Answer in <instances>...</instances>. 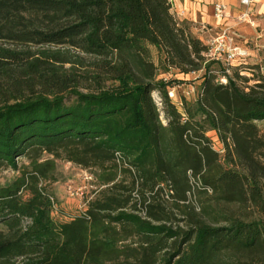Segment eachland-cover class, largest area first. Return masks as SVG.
I'll use <instances>...</instances> for the list:
<instances>
[{
  "label": "trees",
  "instance_id": "1",
  "mask_svg": "<svg viewBox=\"0 0 264 264\" xmlns=\"http://www.w3.org/2000/svg\"><path fill=\"white\" fill-rule=\"evenodd\" d=\"M192 29L171 0H0V41L56 48L0 47V170L18 173L0 264H264V78L213 69ZM147 44L201 73L196 99L170 98ZM58 161L92 178L76 215L57 209Z\"/></svg>",
  "mask_w": 264,
  "mask_h": 264
},
{
  "label": "rangeland",
  "instance_id": "2",
  "mask_svg": "<svg viewBox=\"0 0 264 264\" xmlns=\"http://www.w3.org/2000/svg\"><path fill=\"white\" fill-rule=\"evenodd\" d=\"M245 13H247V10L242 7L240 15L243 16ZM242 22L243 25L247 26V30L237 32L231 29V31H228L235 35V43L237 46L249 51L250 57L242 64H240V62L233 63L231 68L241 67L240 70H242L243 73L240 76L250 80L248 84L244 85L252 86L256 84L257 80L264 78V10L261 6L252 7L249 17L242 18ZM213 35L215 34L207 36L206 39L204 38L203 42L205 43V41ZM147 46L149 48V44H147ZM0 47L20 53L29 51L30 49L33 52H38L40 50H56V48L51 49L49 47L31 48L30 46L16 45L4 41H0ZM150 53L152 60L158 67L159 79L167 83L170 90L175 91L177 102L179 103L182 97H186L188 100L196 99L197 88L199 86L196 85V83L199 82L198 78L201 73L183 75L178 71L167 72L159 65V53L155 50H150ZM92 61L91 59H87V63H91ZM68 67L69 66L66 68ZM223 68L227 69L223 64L213 66V69L216 70H221ZM218 75V79H221L224 83L227 82V78L224 77L223 74L219 73ZM14 77H18V72L15 73ZM10 81L11 80L4 79L0 76V106L4 104V99L6 97H10L9 94L6 97L3 94V90H12L10 85L7 84ZM2 86L4 87L2 88ZM82 91L86 92L84 89ZM154 98L159 101L157 94H154ZM10 103H14V100H10ZM258 127L261 134L264 135V121L259 122ZM209 137L212 139L215 149L223 154V146L216 133H209ZM45 159H47V156L43 158V160ZM24 163L27 164V161L22 160L21 164ZM17 176L18 173L11 169L0 170V187L11 184ZM56 176L57 181L52 184V192L58 204L57 209L62 210L65 215H76L82 210H85L87 200L92 196L93 189H95L92 185L91 176L81 168L64 161L57 162ZM53 216L56 221L64 220L60 213L56 212Z\"/></svg>",
  "mask_w": 264,
  "mask_h": 264
},
{
  "label": "crops",
  "instance_id": "3",
  "mask_svg": "<svg viewBox=\"0 0 264 264\" xmlns=\"http://www.w3.org/2000/svg\"><path fill=\"white\" fill-rule=\"evenodd\" d=\"M217 4L228 7L231 14L230 17L223 20L216 19L215 6ZM259 6L264 10V0L254 7ZM173 9L180 20L193 25L192 31L194 35L202 41L207 36L220 31H231L233 29L239 32L247 30V26L243 25L242 16L240 15L242 6L239 0H174ZM201 25L208 26L209 31L207 34L202 35L199 33ZM149 49L157 51L153 45H149ZM196 85H200V81Z\"/></svg>",
  "mask_w": 264,
  "mask_h": 264
},
{
  "label": "built area",
  "instance_id": "4",
  "mask_svg": "<svg viewBox=\"0 0 264 264\" xmlns=\"http://www.w3.org/2000/svg\"><path fill=\"white\" fill-rule=\"evenodd\" d=\"M241 6L247 10L242 18L249 17L252 7L259 4L263 0H239ZM174 6V0H171ZM229 8L225 5L217 4L215 6V18L218 20H223L225 18L230 17ZM209 28L207 25H201L199 27L200 34H207ZM207 45L208 51L205 54L207 62H216L226 66L227 69L231 68L233 63L240 62V64L244 63L247 58L250 57L249 51L246 49L239 47L235 43V35L230 33L229 31H222L219 32L211 38L205 41ZM239 64V65H240ZM229 74L230 71L227 70ZM196 74V73H195ZM170 98L173 99L175 102L176 94L174 90H170L169 94Z\"/></svg>",
  "mask_w": 264,
  "mask_h": 264
}]
</instances>
